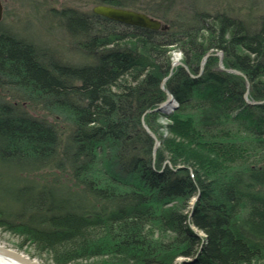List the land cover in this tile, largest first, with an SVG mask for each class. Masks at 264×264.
Instances as JSON below:
<instances>
[{"label": "trees", "instance_id": "1", "mask_svg": "<svg viewBox=\"0 0 264 264\" xmlns=\"http://www.w3.org/2000/svg\"><path fill=\"white\" fill-rule=\"evenodd\" d=\"M91 2L168 28L47 9L92 60L77 65L0 23V164L24 184L4 192L19 210L0 205V229L53 264H264V102L243 97L246 78L248 98L264 100V14L228 0ZM172 48L197 76L172 68ZM165 90L177 108L146 113ZM141 119L163 142L154 158Z\"/></svg>", "mask_w": 264, "mask_h": 264}, {"label": "rangeland", "instance_id": "2", "mask_svg": "<svg viewBox=\"0 0 264 264\" xmlns=\"http://www.w3.org/2000/svg\"><path fill=\"white\" fill-rule=\"evenodd\" d=\"M1 2L3 5L2 18L0 19L1 25L5 26V28H7L17 37L22 38L28 42H31L34 46L39 48L40 51L44 52L47 58L48 56L50 58H56V59L58 58L61 61H65L67 63L77 64V65L88 64L92 62V60L88 59L86 56L81 55L78 52H75V50L69 47L67 37L64 35V32L57 24H55L53 21L51 22L53 17L50 14L48 15V10H47L50 8L60 9L63 7H71V8L87 11V10H91V8L94 6L91 0H1ZM251 2L255 7V10L253 12L255 15L264 14V0H228V3H231L230 5L238 9V11L240 12L239 16L242 17H245L246 13L248 12L246 7L249 6L250 5L249 3ZM209 6L211 5L208 4L207 7ZM169 55L172 64H174V66L172 65V68L178 66L179 65L177 64L178 62L183 63L182 61L183 53L181 50L177 48H172L171 51L169 52ZM221 64H222V60H221ZM237 71H238L237 74L241 75V72L239 70ZM245 83H246V90H248L249 84L246 78H245ZM166 91L167 90H165V93ZM167 92L170 93L169 91ZM170 95L172 99H170L169 103L164 105L163 107V109L166 108V110L164 109L163 111L160 110L152 111L151 113L159 112L167 115L170 114L175 108H177L178 103L176 99L173 97L171 93ZM249 101L254 102L261 100L249 99ZM248 104L253 105L251 103ZM158 120L160 123H166L167 118L165 116L160 115ZM141 121L144 122L143 119H141ZM146 126L149 128V130L152 133H154V131L151 130V128L148 125ZM154 135L156 136L155 133ZM162 135L164 136L165 139L170 134L167 131V129H164L162 131ZM156 139L158 142L157 145H155L154 140L152 139L153 158L155 156V152L159 145L162 144V148L164 149L163 142L161 143L157 138V136ZM176 140H178V138ZM166 164L168 166H172V164L168 160H166L165 165ZM15 168L16 167L13 166L8 168L7 166H3L0 164V205L6 208L5 209L6 211L12 209L19 210L18 208H15L17 206V203L14 200H12L11 198L12 195L10 196L4 193L5 191H9L16 194L24 185L23 183L20 182H18L19 184L16 183L17 182L16 177L18 171L17 170L15 171ZM52 177L60 178L59 176H55V175L49 176V178ZM18 181L20 180L18 179ZM41 195L44 196V193H41ZM197 195L193 197L192 200L190 201L191 205H193V202L195 201ZM18 199L20 198L18 197ZM191 228L198 235L203 236V233L201 231L197 232V230H195L193 226H191ZM19 241H20L19 237L0 229L1 246L15 250L21 253L22 255H24L25 257H28L29 259L38 262L39 264H53L51 260L47 259L45 256H41V257L33 256L31 248H29L28 245L20 246ZM180 259L181 258H179L175 264H179V263L182 264V262H179ZM183 260L187 262L184 264H191L193 262V258H183Z\"/></svg>", "mask_w": 264, "mask_h": 264}, {"label": "water", "instance_id": "3", "mask_svg": "<svg viewBox=\"0 0 264 264\" xmlns=\"http://www.w3.org/2000/svg\"><path fill=\"white\" fill-rule=\"evenodd\" d=\"M2 11H3V5L2 2L0 0V19L2 18ZM92 11L95 14L104 16L106 18L121 22V23H125V24H129V25H136V26H141V27H145V28H149V29H161V30H166L168 28V25L165 23H162L160 20L153 18L149 15H147L146 13L139 11V10H134V9H130V8H122V7H115V6H111V5H106V4H97L94 5L92 7ZM218 55V67L220 69L223 70H227L230 72H234V73H238V71L236 69H226L222 66L221 64V60H222V52H217L216 53ZM209 56V52H207L202 59V62L200 64V70L199 73H201V70L203 69V64L205 59ZM177 63V62H176ZM175 63V64H176ZM177 64L183 66L185 68V70L193 77H195V75L191 74L188 70V68L183 64L178 62ZM174 66V64H172ZM171 74V72L169 73V75ZM169 75L163 79L162 81V86L165 83L166 79L169 77ZM167 94V98L165 101H163L162 103H160V105L154 109L151 110H147L146 112H152V111H163V107L164 105L168 104L170 99H172L170 93H168L166 91ZM244 99L246 102L251 103V104H260L262 102H264V100L261 101H249L248 98V90L245 91L244 95H243ZM142 125L144 127V129L150 134V136L152 137V139L154 140L155 145H157V139L156 136L154 135V133H152L149 128L146 126V124L144 122H142ZM155 148V147H154ZM0 258L3 259H7L19 264H39L36 261H33L31 259H29L28 257H25L24 255H22L21 253L3 247L0 245ZM179 262H182V264L187 263L183 260V258L180 259ZM181 264V263H179Z\"/></svg>", "mask_w": 264, "mask_h": 264}, {"label": "bare ground", "instance_id": "4", "mask_svg": "<svg viewBox=\"0 0 264 264\" xmlns=\"http://www.w3.org/2000/svg\"><path fill=\"white\" fill-rule=\"evenodd\" d=\"M164 109L166 110V108H164ZM0 264H19V263H16V262H13V261H10V260H7V259L0 258Z\"/></svg>", "mask_w": 264, "mask_h": 264}]
</instances>
